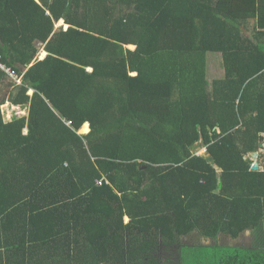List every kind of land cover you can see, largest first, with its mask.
I'll return each mask as SVG.
<instances>
[{
	"label": "trees",
	"instance_id": "obj_1",
	"mask_svg": "<svg viewBox=\"0 0 264 264\" xmlns=\"http://www.w3.org/2000/svg\"><path fill=\"white\" fill-rule=\"evenodd\" d=\"M237 2L0 0V264H264L217 245L264 223V22Z\"/></svg>",
	"mask_w": 264,
	"mask_h": 264
},
{
	"label": "rangeland",
	"instance_id": "obj_2",
	"mask_svg": "<svg viewBox=\"0 0 264 264\" xmlns=\"http://www.w3.org/2000/svg\"><path fill=\"white\" fill-rule=\"evenodd\" d=\"M236 7L241 8L240 6H235V8ZM63 23L64 22L61 21L60 23L56 24V28L60 27L59 25H63ZM252 25H253V23L250 24V29H252ZM41 48L42 47L38 48L39 52H40L39 57L43 56V52L41 51ZM6 70L11 75L14 82H15V79L18 80V78L12 74L10 69H6ZM224 73H225V70L223 68L222 57L219 54H210L208 56V75H209L211 82H213V80H215V79L223 78ZM5 105L7 106V104H5ZM19 115L22 116L23 114H21L19 111L18 112L15 111V112H12L8 115V113L5 112V119L7 122H11V121H13L14 118H16V117L19 118L20 117ZM203 152H205L204 149H201L198 151V154H201ZM261 152L264 154V151H261ZM124 220H125V223L128 222L127 218H124ZM183 242H184V244L185 243L194 244V243H197L199 241L195 237H191V238L184 239ZM200 242L212 244V242H205V241H200ZM226 244L233 245L234 247L235 246H242L244 248H249V247L254 248L256 246H263L264 247V223L261 225L260 229L258 230V232L255 235L251 234V233L247 234V236H245L241 240H238V241L233 242V243H231V242L228 243L224 237H220L219 240L217 241V245H226Z\"/></svg>",
	"mask_w": 264,
	"mask_h": 264
},
{
	"label": "crops",
	"instance_id": "obj_3",
	"mask_svg": "<svg viewBox=\"0 0 264 264\" xmlns=\"http://www.w3.org/2000/svg\"><path fill=\"white\" fill-rule=\"evenodd\" d=\"M238 0H234V2H235V4H234V6L235 5H238V2H237ZM254 8H256V10H258V12L260 13L259 14V16L258 17H256V19L257 20H252V23H253V25L252 26H254L255 27V23H257V25H258V30L260 29V24L262 23V22H264V0H256V7H254ZM64 22V21H63ZM60 23V22H59ZM60 27L61 26H65V29L67 30V28H68V26L65 24V23H63V25H59ZM263 27H264V25H263ZM59 28V27H58ZM39 47H42L41 48V51L43 52V56L42 57H39V54H40V52H39V49H38V54H37V57H36V59L33 61V64L35 63V62H38V61H42L47 55H48V53L46 52V50L44 49V45H39ZM38 47V48H39ZM44 52L46 53V55L44 54ZM32 65H30L28 68H30ZM28 68L26 69V70H23L22 72V75L21 76H17L18 78H19V80H21V82H20V84H17V82H16V80H15V83L17 84V85H22V83H23V76H24V74H25V72H27V70H28ZM35 92L34 91H29V96H33V94H34ZM5 104H7V106L5 105ZM4 105H3V112H4V117H5V112H7L8 113V115L10 114V113H12V112H20L21 114H23L22 116H26L27 114H28V112H29V110H28V108L26 107V108H23V107H21V106H14V105H12L9 101H7L6 103H5ZM5 109V110H4ZM13 109V110H12ZM10 110V111H9ZM19 116H21V115H19ZM5 121H6V119H5ZM7 122V121H6ZM88 124V123H87ZM88 127H89V124H88ZM90 130V129H89ZM27 130H25V132H26ZM90 132V131H89ZM81 135H85V134H81ZM262 163H264V161L262 160Z\"/></svg>",
	"mask_w": 264,
	"mask_h": 264
},
{
	"label": "water",
	"instance_id": "obj_4",
	"mask_svg": "<svg viewBox=\"0 0 264 264\" xmlns=\"http://www.w3.org/2000/svg\"><path fill=\"white\" fill-rule=\"evenodd\" d=\"M264 144L261 142L260 147L262 148ZM251 158L254 160L252 164V171H263V165L261 160H259V152L254 151L251 153Z\"/></svg>",
	"mask_w": 264,
	"mask_h": 264
},
{
	"label": "clouds",
	"instance_id": "obj_5",
	"mask_svg": "<svg viewBox=\"0 0 264 264\" xmlns=\"http://www.w3.org/2000/svg\"><path fill=\"white\" fill-rule=\"evenodd\" d=\"M14 76H16V75H14ZM17 77V76H16ZM18 78V77H17ZM16 80V82H17V84H20V82H21V80H19V78H18V80L17 79H15ZM29 94V93H28ZM87 124V123H86ZM263 144H264V142H263ZM201 149H204V151H206V148L205 147H203V148H200L199 150H201ZM198 150V151H199ZM261 151H264V146L258 151L259 152V155H260V153H262ZM203 153H205V152H203ZM203 153H201V154H203ZM253 160V159H252ZM259 160H260V158H259ZM253 162H254V160H253ZM261 162H262V160H261ZM262 165H263V163H262ZM263 169H264V165H263Z\"/></svg>",
	"mask_w": 264,
	"mask_h": 264
},
{
	"label": "bare ground",
	"instance_id": "obj_6",
	"mask_svg": "<svg viewBox=\"0 0 264 264\" xmlns=\"http://www.w3.org/2000/svg\"><path fill=\"white\" fill-rule=\"evenodd\" d=\"M44 54L46 55V53L44 52ZM13 110V109H12ZM10 111V110H9ZM89 128L90 126L88 127V124H85L82 129L79 131L80 134H88L89 133Z\"/></svg>",
	"mask_w": 264,
	"mask_h": 264
}]
</instances>
